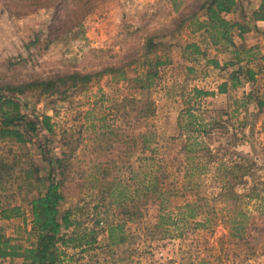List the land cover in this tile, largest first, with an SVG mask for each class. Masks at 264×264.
Instances as JSON below:
<instances>
[{
  "label": "rangeland",
  "instance_id": "rangeland-1",
  "mask_svg": "<svg viewBox=\"0 0 264 264\" xmlns=\"http://www.w3.org/2000/svg\"><path fill=\"white\" fill-rule=\"evenodd\" d=\"M204 1L0 0V85L94 75L86 84H67L63 93L23 96L50 117L49 140L63 163L64 208L98 232L92 247L68 249L66 264H264V215L254 208L256 200L218 196L213 169L193 171L200 186L170 196L163 206L171 217L187 201L204 202L205 212L215 207L217 218L204 228L176 230L168 219L156 225L158 200L144 195V137L159 157L180 162L186 135L179 116L194 107L205 121H220L211 148L228 151V163L238 156L253 163L247 185L234 191L244 193L255 183L264 196V0H241L244 19L233 11L232 19L246 27L242 36L233 32L234 47L215 45L197 29ZM261 5L258 21L252 12ZM189 43L194 46L185 48ZM149 68L156 74L148 86L137 78ZM194 88L204 94L195 98ZM184 172L178 164L177 181ZM47 180L48 168L30 143L0 139V207H19L12 220L0 214L1 233L22 245L34 240L23 218L31 217L29 202L44 193ZM238 207L248 213L241 239L228 234ZM108 223L123 224L124 242L108 243Z\"/></svg>",
  "mask_w": 264,
  "mask_h": 264
},
{
  "label": "trees",
  "instance_id": "trees-1",
  "mask_svg": "<svg viewBox=\"0 0 264 264\" xmlns=\"http://www.w3.org/2000/svg\"><path fill=\"white\" fill-rule=\"evenodd\" d=\"M240 2L241 0H205L201 5L204 10V19L199 21L197 29H203L215 45L222 42L234 47L233 32L238 30L239 36H242L246 27L238 20L229 19L225 15L239 9L242 18H246L245 13L240 9ZM252 17L255 20L262 19V5L258 11L252 12ZM193 46L189 43L185 48ZM147 49V53L151 51L149 46ZM262 60L264 62V55H262ZM210 62L213 66L218 65L217 60L212 59ZM155 74L156 70L149 68L144 77L137 78V80L139 79L142 83L148 82L146 85L149 86ZM253 74L250 69L245 71V77L249 81L253 80ZM93 76V74L70 73L55 79L0 85V139L30 143L36 150L37 156L48 168V180L44 193L32 198L29 202L31 214L29 234L34 240L28 245H22L0 232V258L21 257L22 264H66L72 258L68 249L83 250L95 244L98 234L95 227H84L78 219L73 217L72 209L63 206L64 197L59 189L58 179L63 163L61 157L53 152L49 140L52 132L50 117L30 108L23 97L25 93L34 91L40 94L63 93L65 92L63 88L67 84L71 87L76 84L83 85L88 83ZM231 80H236V77H231ZM226 86V81L221 83L218 88L219 92H225ZM202 94L204 93L201 89H193L195 98ZM202 113L197 115L194 107H187L179 116V129L186 135L185 142L180 149L181 156L183 155L180 162L173 156L159 157L158 149L147 144L146 136L143 139L144 149L149 152L142 158L145 161V168L142 172L143 189L146 198L154 197L153 199L158 200L156 225L166 224L165 220L168 219L176 230H181L188 224L204 228L211 217L212 219L217 218L218 212L215 207L212 206L211 211L205 212L204 202L198 203V200L187 201L182 206H178L173 217L170 212H163V206L170 196L179 194L180 191L197 189L200 186L199 179L192 175L193 171L199 169L214 170L213 176L221 183L218 196L227 198L232 196L235 200L241 197L256 200L254 208L259 211L260 215H264V196L255 187V183L247 189L243 186L246 190L244 193L234 191L235 185H247L248 181L245 176L250 175L249 171L253 163H249L248 159L240 156L229 160L228 163L224 159L225 152L228 151L222 148H211L208 140L218 133L216 129L221 127L220 121L216 118L205 121L200 117ZM178 164L183 165L185 170L180 181H177L175 174ZM221 170L224 173H219ZM17 213H19V207H0V214L3 218H11ZM199 215L204 219L196 220ZM230 216L228 234L235 239L243 238L248 229L247 211L238 207L237 213ZM179 222L183 223L179 225ZM98 224L99 221H96L95 226ZM106 232L108 243L111 245L120 244L125 240L121 223H108ZM198 264L207 263L200 261Z\"/></svg>",
  "mask_w": 264,
  "mask_h": 264
},
{
  "label": "crops",
  "instance_id": "crops-1",
  "mask_svg": "<svg viewBox=\"0 0 264 264\" xmlns=\"http://www.w3.org/2000/svg\"><path fill=\"white\" fill-rule=\"evenodd\" d=\"M233 12L227 13L225 16L229 19H232L233 17ZM259 21V20H258ZM29 215L31 216L30 212ZM9 220H12V218H8ZM26 222L28 229H30V221H31V217L29 218H23V222ZM23 263V259L21 257H6V258H0V264H22Z\"/></svg>",
  "mask_w": 264,
  "mask_h": 264
}]
</instances>
